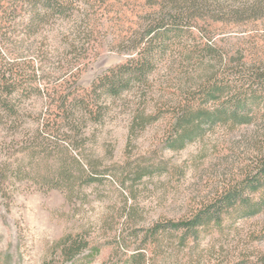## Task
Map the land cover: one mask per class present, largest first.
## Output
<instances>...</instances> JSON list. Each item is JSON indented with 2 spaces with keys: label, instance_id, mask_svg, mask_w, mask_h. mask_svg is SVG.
<instances>
[{
  "label": "rangeland",
  "instance_id": "rangeland-1",
  "mask_svg": "<svg viewBox=\"0 0 264 264\" xmlns=\"http://www.w3.org/2000/svg\"><path fill=\"white\" fill-rule=\"evenodd\" d=\"M11 1L0 0V33L8 24L6 15L16 17L13 22L23 21L9 8ZM151 4V0H100L94 7L84 3L82 12L52 19L18 44L20 54L14 52L17 37L11 35V59L30 58L37 49L49 58L39 70L41 92L22 100L27 121L18 134L31 136L39 128L37 120L47 107L45 85L71 79L69 84L87 90L98 75L125 60L128 53L121 44ZM86 26L87 31L78 37L80 45L73 48L76 31ZM196 36L214 43L225 56L242 52L247 60H264V17L242 23L201 21ZM2 46L0 38V52ZM199 68L186 66L178 55L167 59L152 78L154 90L147 103L140 106H146V113L158 111L171 100L170 89L185 84L188 76H198ZM140 101L135 92L109 98L110 108L102 121L87 125L84 147H69L63 140L61 146H50V166L69 165L72 156L88 167L92 160L103 170L100 180L79 186L74 195L49 189L37 175L46 167L38 158L35 161L42 166L30 168L32 177H9L6 188L0 190V264H130L137 245L132 239L126 246L121 239L129 229L187 216L242 174L250 158L254 126L218 128L184 149L162 150L169 116L135 127ZM13 133L10 130L8 135ZM12 151L9 159L15 166L17 159L25 158L20 151ZM162 161L168 162L167 170L160 168ZM138 165L149 166L151 173L137 178ZM67 235L88 242L72 259L64 255V244L58 245ZM158 256V264H263L264 211L238 219L231 227L214 228L202 235L198 245L164 241Z\"/></svg>",
  "mask_w": 264,
  "mask_h": 264
},
{
  "label": "trees",
  "instance_id": "trees-1",
  "mask_svg": "<svg viewBox=\"0 0 264 264\" xmlns=\"http://www.w3.org/2000/svg\"><path fill=\"white\" fill-rule=\"evenodd\" d=\"M12 1L9 8L15 15L19 13L23 21L13 22L16 17L9 19L6 15L8 24L2 26L0 33V190L6 188L9 177H32L30 168L41 167L42 163L45 171H38L37 175L49 189L68 190L74 195L79 186L100 180L103 170L92 160H88V167L79 157L72 156L69 165L50 166V146H61L59 142L63 140L69 147H84L87 125L102 121L110 108L108 99L135 92L141 99L133 118L135 127L144 128L169 116L162 150L184 149L218 128L254 126L255 135L244 171L213 198L187 216L157 220L137 231L127 228L128 235L122 236V241L128 246L127 241L134 239L137 245L130 264H158L164 241L198 245L202 235L214 228L231 227L238 219L264 211V60H247L242 52L225 56L214 43L202 42L196 36L201 21L242 23L263 18L264 0H151L140 23L121 44L128 53L125 60L98 75L87 90L69 84L71 79L43 87L47 107L37 120L39 128L31 136L18 134L27 121L21 103L41 92L37 83L39 70L49 58L39 49L30 58L11 59L10 54L22 53L18 44H24L52 19L71 18L83 11L84 3L94 7L100 0ZM86 31L87 26L76 31L73 48H78V37ZM11 35L17 37L14 52L9 42ZM175 55L182 57L186 66H199L201 71L196 77L188 76L185 84L171 88V100L165 106L146 113V106L140 105L147 103L154 90L152 78L161 64ZM10 130L13 135H8ZM12 150L20 151L28 163L19 158L13 166L9 159ZM160 163L161 169H168V162ZM136 168L137 178L151 173L147 165ZM61 244L66 258L72 259L88 242L67 235L58 242Z\"/></svg>",
  "mask_w": 264,
  "mask_h": 264
}]
</instances>
